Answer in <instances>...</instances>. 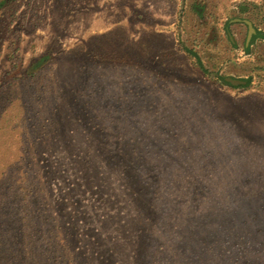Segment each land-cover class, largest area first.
Returning a JSON list of instances; mask_svg holds the SVG:
<instances>
[{"label": "rangeland", "instance_id": "374dc122", "mask_svg": "<svg viewBox=\"0 0 264 264\" xmlns=\"http://www.w3.org/2000/svg\"><path fill=\"white\" fill-rule=\"evenodd\" d=\"M1 1L0 264H264L249 0Z\"/></svg>", "mask_w": 264, "mask_h": 264}, {"label": "crops", "instance_id": "0c3cea01", "mask_svg": "<svg viewBox=\"0 0 264 264\" xmlns=\"http://www.w3.org/2000/svg\"><path fill=\"white\" fill-rule=\"evenodd\" d=\"M260 1L261 0H249V2H250L249 6L240 5V4H243V2H241L240 4H238L236 6H233V9H236L237 11L235 10V13H233L232 17H230L228 22L226 23V25L232 24V25H245V26H247L248 31H247V37H246V45L244 46L245 51H250V46L252 45V41L255 42L256 40H258L260 38L264 39V33L263 32H262V34H259V35L253 37V35L256 33V27H258V26L255 23V21L252 20V18H249V12L251 9L260 8V6H259ZM252 29H254V30H252ZM226 34L228 35V37L233 39L228 30L226 31Z\"/></svg>", "mask_w": 264, "mask_h": 264}, {"label": "water", "instance_id": "95a60500", "mask_svg": "<svg viewBox=\"0 0 264 264\" xmlns=\"http://www.w3.org/2000/svg\"><path fill=\"white\" fill-rule=\"evenodd\" d=\"M252 30H254V29H252ZM226 80H227V82L231 83L234 86H240V85L246 84V81L238 80V79H235V78H227Z\"/></svg>", "mask_w": 264, "mask_h": 264}, {"label": "flooded vegetation", "instance_id": "af4514ba", "mask_svg": "<svg viewBox=\"0 0 264 264\" xmlns=\"http://www.w3.org/2000/svg\"><path fill=\"white\" fill-rule=\"evenodd\" d=\"M259 34H262V30H261L260 28L256 27V33L253 35V37H254V36H257V35H259ZM253 42H254V41H252V44H253Z\"/></svg>", "mask_w": 264, "mask_h": 264}, {"label": "trees", "instance_id": "16d2710c", "mask_svg": "<svg viewBox=\"0 0 264 264\" xmlns=\"http://www.w3.org/2000/svg\"><path fill=\"white\" fill-rule=\"evenodd\" d=\"M1 1V0H0ZM5 2L1 1L0 2V6H3ZM189 53L196 56L192 51L189 50ZM200 62V61H199ZM201 67H202V64H201ZM205 71V70H204Z\"/></svg>", "mask_w": 264, "mask_h": 264}]
</instances>
